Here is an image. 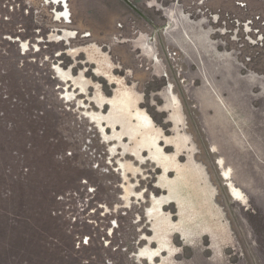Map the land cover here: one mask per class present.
<instances>
[{"label": "rangeland", "instance_id": "1", "mask_svg": "<svg viewBox=\"0 0 264 264\" xmlns=\"http://www.w3.org/2000/svg\"><path fill=\"white\" fill-rule=\"evenodd\" d=\"M0 264H264V0H0Z\"/></svg>", "mask_w": 264, "mask_h": 264}, {"label": "bare ground", "instance_id": "2", "mask_svg": "<svg viewBox=\"0 0 264 264\" xmlns=\"http://www.w3.org/2000/svg\"><path fill=\"white\" fill-rule=\"evenodd\" d=\"M66 16H69V14L66 12V14H65Z\"/></svg>", "mask_w": 264, "mask_h": 264}]
</instances>
